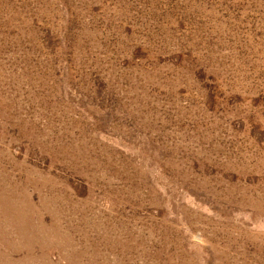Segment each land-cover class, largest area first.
Here are the masks:
<instances>
[{"label":"rangeland","instance_id":"rangeland-1","mask_svg":"<svg viewBox=\"0 0 264 264\" xmlns=\"http://www.w3.org/2000/svg\"><path fill=\"white\" fill-rule=\"evenodd\" d=\"M0 264H264V0H0Z\"/></svg>","mask_w":264,"mask_h":264}]
</instances>
